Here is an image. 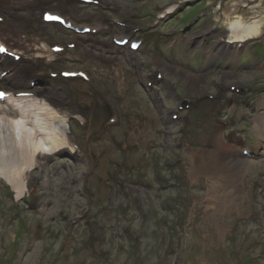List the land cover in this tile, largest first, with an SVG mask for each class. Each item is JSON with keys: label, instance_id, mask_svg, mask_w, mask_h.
Wrapping results in <instances>:
<instances>
[{"label": "rangeland", "instance_id": "obj_1", "mask_svg": "<svg viewBox=\"0 0 264 264\" xmlns=\"http://www.w3.org/2000/svg\"><path fill=\"white\" fill-rule=\"evenodd\" d=\"M226 1L0 0L3 40L48 54L33 74L47 66L42 89L79 146L36 165L21 198L0 181V264H264V34L236 62L204 61L200 49L227 36ZM45 11L80 24L94 13L108 33L76 34ZM115 18L124 25L111 31ZM124 37L142 49L114 44ZM70 43L72 53L49 49ZM65 69L91 82L64 80ZM227 170L237 180L226 187Z\"/></svg>", "mask_w": 264, "mask_h": 264}, {"label": "bare ground", "instance_id": "obj_2", "mask_svg": "<svg viewBox=\"0 0 264 264\" xmlns=\"http://www.w3.org/2000/svg\"><path fill=\"white\" fill-rule=\"evenodd\" d=\"M218 5L220 27L226 32V39L223 35H218V39L209 48L200 51L204 61L213 62L223 57L229 62H236L243 46H247L249 41L259 39L264 33V0H227ZM174 9L173 5L165 14L173 12ZM212 34V28L200 31L197 35H202V39L197 40L206 41ZM19 92L27 94L17 98L12 93L4 100L7 104L0 105V181L11 186L21 197L27 191L26 183L30 171L42 156L48 157L57 151L65 152V149L75 152L79 147L68 136L67 119L64 115L47 106L46 100L41 97L36 99L37 107L26 106L23 102L31 101L30 97H36V90ZM28 94L32 96H27ZM15 100L20 101L16 107ZM255 130L262 134L261 125H256ZM243 165L241 163L240 166ZM236 170H240L239 166ZM195 172L201 173V167H196ZM232 175L230 170L223 172L221 185L227 187L234 183L237 178Z\"/></svg>", "mask_w": 264, "mask_h": 264}, {"label": "snow or ice", "instance_id": "obj_3", "mask_svg": "<svg viewBox=\"0 0 264 264\" xmlns=\"http://www.w3.org/2000/svg\"><path fill=\"white\" fill-rule=\"evenodd\" d=\"M3 95V93H0V96H2Z\"/></svg>", "mask_w": 264, "mask_h": 264}]
</instances>
